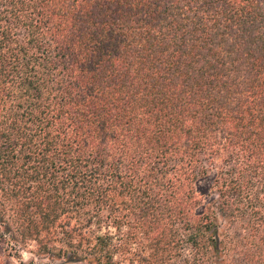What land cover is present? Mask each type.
<instances>
[{
  "label": "trees",
  "instance_id": "16d2710c",
  "mask_svg": "<svg viewBox=\"0 0 264 264\" xmlns=\"http://www.w3.org/2000/svg\"><path fill=\"white\" fill-rule=\"evenodd\" d=\"M0 264H264V0H0Z\"/></svg>",
  "mask_w": 264,
  "mask_h": 264
},
{
  "label": "rangeland",
  "instance_id": "374dc122",
  "mask_svg": "<svg viewBox=\"0 0 264 264\" xmlns=\"http://www.w3.org/2000/svg\"><path fill=\"white\" fill-rule=\"evenodd\" d=\"M202 189H205V185H204V184L202 185ZM26 257L28 258L29 255L26 254ZM27 261H28V260H27Z\"/></svg>",
  "mask_w": 264,
  "mask_h": 264
}]
</instances>
